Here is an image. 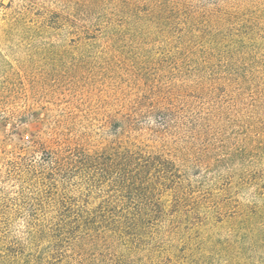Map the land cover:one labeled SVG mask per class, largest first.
Instances as JSON below:
<instances>
[{"label": "trees", "instance_id": "trees-1", "mask_svg": "<svg viewBox=\"0 0 264 264\" xmlns=\"http://www.w3.org/2000/svg\"><path fill=\"white\" fill-rule=\"evenodd\" d=\"M77 3L64 21L111 55L127 37L161 41L138 44L150 48L130 63L136 87L100 121L51 119L0 51V131L34 126L0 152V264H177L165 237L200 215L190 177L208 166L188 144L214 106L244 108L241 182L264 170V0Z\"/></svg>", "mask_w": 264, "mask_h": 264}, {"label": "rangeland", "instance_id": "rangeland-1", "mask_svg": "<svg viewBox=\"0 0 264 264\" xmlns=\"http://www.w3.org/2000/svg\"><path fill=\"white\" fill-rule=\"evenodd\" d=\"M77 1L0 0V51L21 73L32 100L49 109L51 119L100 121L119 92L135 89L130 63L141 49L150 48L139 45L161 40L127 37L124 54L111 55L105 39H86L64 21L69 13L82 12ZM243 109L225 102L214 106L213 127L200 140L187 142L208 167L190 177V193L197 199L189 210L198 209L200 215L190 217L191 224L172 227L165 237L166 254L177 264H264V170L250 184L239 178L245 162ZM32 130L28 126L10 139L0 131V140L6 139L0 152L14 150ZM259 154L264 169V152Z\"/></svg>", "mask_w": 264, "mask_h": 264}]
</instances>
